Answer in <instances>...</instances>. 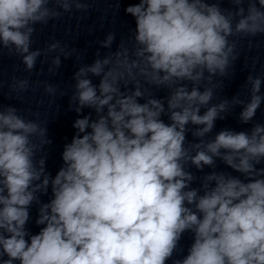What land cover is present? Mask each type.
I'll use <instances>...</instances> for the list:
<instances>
[{
	"label": "clouds",
	"instance_id": "9594fccd",
	"mask_svg": "<svg viewBox=\"0 0 264 264\" xmlns=\"http://www.w3.org/2000/svg\"><path fill=\"white\" fill-rule=\"evenodd\" d=\"M230 3L129 4L135 30L115 51L109 32L99 42L104 55L98 50L73 75L75 133L54 177L47 123L0 105V264H264V123H253L264 77L249 73L247 99L213 102L239 58L234 38L264 35V0ZM89 8L86 0H0V50L29 73L51 55L55 75L61 57L80 54L59 40L33 50L35 25ZM29 84L13 76L9 91ZM43 91L55 96L57 87L45 82ZM236 106L252 127L210 136ZM217 161L239 175L217 171ZM191 167L211 171L197 176ZM33 205L35 234L27 227Z\"/></svg>",
	"mask_w": 264,
	"mask_h": 264
},
{
	"label": "water",
	"instance_id": "95a60500",
	"mask_svg": "<svg viewBox=\"0 0 264 264\" xmlns=\"http://www.w3.org/2000/svg\"><path fill=\"white\" fill-rule=\"evenodd\" d=\"M90 4L87 13L77 12L64 13L59 19L49 21L46 26L35 25L36 32L33 36L34 43L32 49L44 48L48 43L59 40L61 44H68L80 54L79 61L74 56L64 59L61 57V67L55 75L48 73L47 69L51 63V55L38 58L35 68L31 73L24 70V65L19 56L10 55L6 49L0 50V105H11L21 110L22 114L30 119H36L42 124L47 123L48 136L52 143L47 145L45 151L46 170L54 177L62 165L61 153L65 143H69L75 133L72 127L77 113L69 107V100L72 95V85L74 73L81 63L91 64L96 58L99 50L101 56L107 51L100 47V41L104 40L109 32L115 33V41L112 50L115 51L122 38H127L135 30L134 18L126 14L125 8L129 4L138 3V0H86ZM215 2V0H209ZM221 7L231 8L230 0H220ZM237 41V53L239 58L234 64L232 73L224 78L223 86L217 90L216 99H229L239 94L241 98H248L249 86L245 81L249 73L264 77V35L255 38H234ZM42 61H44L42 63ZM43 70V71H41ZM27 78L30 81L29 88L23 93H12L9 91V84L12 77ZM40 81L37 85L35 82ZM51 83L57 87L55 96H48L44 93V83ZM99 78H93V83L98 84ZM156 97L167 95L164 90H154ZM264 93V86L261 89ZM61 92L67 93L60 96ZM143 102V101H141ZM240 106H236L231 112L225 114V119L217 120L215 128L210 136H214L224 128L235 131L248 130L252 124H242L239 122ZM90 109H85L83 114H88ZM94 116V113H93ZM163 119L167 122V116ZM264 123V103L258 109L253 123ZM187 139L193 138L188 134ZM195 175L201 176L211 171L205 168L204 172H198L194 167L189 169ZM217 171L231 172L239 175L227 168L223 163L217 161ZM198 187L197 181L192 185ZM51 197L49 190L47 195H41V201L47 202ZM30 221L28 229L33 233L39 231V226L35 224L37 217V206L33 205L30 210ZM192 243L190 234H185L181 244L186 254L187 247ZM171 264V262H169Z\"/></svg>",
	"mask_w": 264,
	"mask_h": 264
}]
</instances>
